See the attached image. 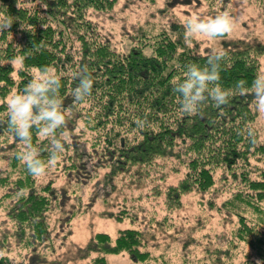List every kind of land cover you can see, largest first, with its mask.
<instances>
[{
  "label": "trees",
  "instance_id": "trees-1",
  "mask_svg": "<svg viewBox=\"0 0 264 264\" xmlns=\"http://www.w3.org/2000/svg\"><path fill=\"white\" fill-rule=\"evenodd\" d=\"M118 1L0 0V26L11 24L10 28H0V162L6 163V168L0 169L3 190L0 208L6 218L1 225L4 230L9 229L22 257L16 263L7 255L11 248L7 247L9 236L4 234L0 239V264H46L48 255L55 253V240L59 239L50 227L52 210H61L65 224L77 213L68 212L63 204L70 199L66 189L55 188L52 181L40 182L42 177L31 175L19 159L26 145L18 142L16 127L9 122L8 100L12 93L27 95L24 88L32 80L59 81L48 83L44 96L58 100L65 116V124L47 138L38 135V126L30 129L32 149L45 170L51 166L54 170L63 168L75 182L86 185L105 169L95 181V191L90 193L94 200H101L115 189L118 175L139 178L141 187H148V196L149 192L162 194L159 183L183 168L184 174L177 183L165 185L167 208L181 207V198L192 193L201 198L208 196L206 204L210 209L233 208L234 212L229 213L238 219L235 236L256 256L247 255L242 264H264V234L249 225L246 217L249 209L260 220L264 216V140H260L254 128L257 112L256 103L253 105L263 90L264 40L244 36L222 50L199 53L186 47L181 31L176 38L165 31L155 37L142 32V40L149 37L151 43L120 53L111 48L109 40L97 35L88 18L89 10H112ZM123 1L127 5L145 0ZM255 2L263 13L264 0ZM144 46L149 47V53L144 51ZM219 51L225 54L222 60L215 58ZM217 64L219 80L206 82L204 99L192 101L195 114L184 112L182 104L195 95V89L187 99L176 91L189 79L186 73L195 65L198 70L212 74ZM84 67L93 81L92 93L82 103H74L73 90ZM217 87L227 93V102L219 106L210 95ZM44 107L47 105L43 102L34 105L33 117ZM73 112L76 115L71 118L73 124L75 118L80 120L78 117L82 116L87 131L98 137L91 146L88 139L81 138L86 129L80 130L79 137L67 134L66 122ZM46 124L47 121H41V126ZM54 140L61 141L64 151L58 153L55 164H50L51 155L57 151ZM92 150L102 156L96 158ZM142 168L152 169L153 173L161 171L157 177H148ZM252 174L258 176L252 179ZM228 176L247 192L231 193L221 185V189L230 192V197L217 207L214 200L221 191L217 184ZM74 198L80 206L81 196ZM123 211L114 219L134 220ZM166 221L169 222L168 218ZM143 234L132 228L119 230L114 238L96 232L78 249L77 255L83 258L95 252L90 263L106 264V255L125 253L136 264H151L158 258L152 255Z\"/></svg>",
  "mask_w": 264,
  "mask_h": 264
},
{
  "label": "rangeland",
  "instance_id": "rangeland-1",
  "mask_svg": "<svg viewBox=\"0 0 264 264\" xmlns=\"http://www.w3.org/2000/svg\"><path fill=\"white\" fill-rule=\"evenodd\" d=\"M125 4V1L119 0L112 10L88 11V18L95 27L97 35H101L100 38L103 40H109L111 48L120 53H125L132 48L145 45V43H151L149 37L153 35L155 37L162 33L161 31H165L173 38L182 32L185 36L183 39L186 47L190 48L192 52L199 53L209 49L222 50L224 46H231L244 36H256L264 40V12H260L255 0H214L213 3L199 0H154L151 3V1L145 0ZM225 12L234 22L232 31L227 35L217 38L205 35H188L187 21L192 17L214 18ZM142 32L149 37L142 40ZM142 48L146 53H149V47ZM15 65L18 64L15 63ZM261 72V88L263 90L260 97L264 96V62L262 60ZM16 96L12 93L9 96V103ZM259 98L253 103V105L256 103L257 112L254 128L260 140H264V106L259 104ZM75 116L74 112L71 113L68 122H66L68 128L66 132L70 136L73 135L74 138L81 135L82 128H87L82 116L78 117L80 120L74 119L76 121L74 125L71 118ZM94 135L95 133L86 129V133L81 138L88 139V146H91L93 140L98 138ZM120 140L123 141V137ZM100 146H102L101 141ZM91 152L96 158L102 156H98L95 150ZM169 164L173 165L174 162H169ZM254 164L262 167L261 163L254 162ZM3 168H6V163L0 162V169ZM53 168L54 166H51L45 170V173L41 175L40 182L52 181L55 188L66 189L70 199L63 204L68 212L76 210L77 213L69 224H65L63 220L65 221L66 218L61 210L58 208L52 210L49 219L50 227L54 232L53 235L59 239L55 240V253L48 255L46 264H91L90 259L96 255L95 252L90 256L79 258L77 251L86 245L93 234L104 232L114 238L119 230L128 228L145 233L143 234L144 239L152 250V255L158 258L157 261L152 260L151 264H242L247 255L256 257L252 249L235 236L238 219L234 214L229 213V211L234 212L233 208H230L229 211L222 208L210 209L206 204L208 196L201 198L200 195L194 193L181 198V207L173 208V210L167 208L163 195L165 185L177 183L184 174L183 168L177 174H170L165 182H158L162 194L156 195L149 192L148 196L146 192L148 187H141L143 184L138 182L139 178L132 179L118 175L115 180V189L101 200H94L93 197H90V193L95 191V181L102 177L105 169L102 168L99 171L97 179L82 185L75 182L63 168L62 170ZM142 171L148 177L153 175L157 177L160 174L158 171L161 169L155 171L156 174L152 169L149 171L148 168H142ZM236 171L239 173L240 169ZM257 176L252 174L251 178L254 179ZM221 185L229 188L231 193L237 190L247 192L242 184L234 181L230 176L227 180L217 184L218 190L221 189ZM2 193L3 190L0 188V196ZM76 196H81L80 206L77 202L75 203L74 197ZM228 197H230V192L221 189L214 200L217 207H221L229 199ZM123 210L134 220L131 218L114 219L115 216L124 213ZM110 213H112V217H110ZM246 217L249 225H254L259 233L264 234V216L260 220L259 216L249 209L246 212ZM166 218L169 222H164ZM5 219V214L0 208V239L4 234L9 236V240L4 237L10 243L7 247L11 248L7 255L14 258L17 263L22 257L16 249L9 229L4 230L1 225ZM5 226L11 228L8 223ZM60 230H63V233ZM63 235L65 236L64 240H60ZM216 251L218 252L214 254ZM105 259L106 264H136L125 253L109 254Z\"/></svg>",
  "mask_w": 264,
  "mask_h": 264
},
{
  "label": "clouds",
  "instance_id": "clouds-1",
  "mask_svg": "<svg viewBox=\"0 0 264 264\" xmlns=\"http://www.w3.org/2000/svg\"><path fill=\"white\" fill-rule=\"evenodd\" d=\"M11 24H5L0 28H10ZM234 27L233 19L228 15L227 12L217 15L216 17H208L206 19H200L198 17H192L187 21V32L188 35H205L210 38H217L230 33ZM224 52L219 51L215 54L216 60H222ZM211 58L209 57L208 60ZM219 68L217 64L215 71L209 74L207 70L200 71L195 65L191 66L190 73H186L189 79L176 91H180L184 94L187 99L191 96L192 90L195 89V95L191 96V100L187 103L182 104V110L188 114H195L196 109L192 101L203 100L202 93L207 88L206 82L218 81L219 80ZM79 80L78 86L73 90L74 92V103H82L92 93L93 81L87 68L81 69V75L77 77ZM59 81H44L38 83L35 80L29 81L25 86L24 92L27 95H17L12 99L9 104V117L10 124L15 125L16 134L15 137L19 143L26 145L23 155L19 157L27 166L28 172L33 176H41L45 173L44 164L37 159V152L32 149L31 145V133L30 129L33 125L39 127L38 135L44 138L49 137L55 132V130L65 124V116L60 111L61 104L58 100H49L44 93L48 90V83H58ZM241 83V82H240ZM37 93L40 95L38 96ZM210 95H213V99L216 100L217 106L225 104L227 93L221 91L219 87L212 90ZM43 102L47 107L41 109L39 115L33 117L32 108L34 105L41 104ZM259 104L264 106V96L259 98ZM41 121H47V124L41 126ZM64 135V134H62ZM54 152L50 157V164H55L58 159V153L64 151L63 144L59 140H54Z\"/></svg>",
  "mask_w": 264,
  "mask_h": 264
}]
</instances>
